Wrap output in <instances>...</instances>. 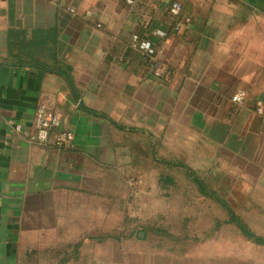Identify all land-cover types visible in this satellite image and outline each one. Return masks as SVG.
Here are the masks:
<instances>
[{
	"label": "crops",
	"instance_id": "0c3cea01",
	"mask_svg": "<svg viewBox=\"0 0 264 264\" xmlns=\"http://www.w3.org/2000/svg\"><path fill=\"white\" fill-rule=\"evenodd\" d=\"M43 106L71 148L11 133ZM239 222L264 238V0H0V264H264Z\"/></svg>",
	"mask_w": 264,
	"mask_h": 264
},
{
	"label": "built area",
	"instance_id": "2783aa9c",
	"mask_svg": "<svg viewBox=\"0 0 264 264\" xmlns=\"http://www.w3.org/2000/svg\"><path fill=\"white\" fill-rule=\"evenodd\" d=\"M129 4H135L137 0H127ZM170 13L173 18L177 19L182 13V5L179 2L172 4ZM184 23L178 22L176 30H180ZM155 34L160 37H166L167 32L156 31ZM134 43L139 45L145 52L146 59L149 61L152 69L158 77L163 75V67L157 55V52L151 41H141L138 36H135ZM245 98L244 92H239L233 95L232 100L236 103H242ZM262 107L259 108V111ZM11 133L21 134L34 145L53 146L58 149H69L73 146L75 134L67 129L62 128V120L60 115L47 109L40 107L37 111V116L33 122L31 129L25 128L22 124L11 123Z\"/></svg>",
	"mask_w": 264,
	"mask_h": 264
},
{
	"label": "trees",
	"instance_id": "16d2710c",
	"mask_svg": "<svg viewBox=\"0 0 264 264\" xmlns=\"http://www.w3.org/2000/svg\"><path fill=\"white\" fill-rule=\"evenodd\" d=\"M66 78L68 79L69 82H71V79L69 77L66 76ZM239 226L249 238L255 240L260 244H264V238L257 237L246 225H243L241 222H239Z\"/></svg>",
	"mask_w": 264,
	"mask_h": 264
}]
</instances>
